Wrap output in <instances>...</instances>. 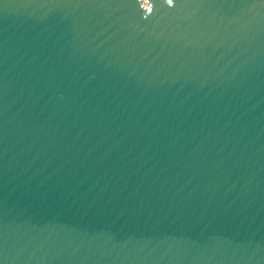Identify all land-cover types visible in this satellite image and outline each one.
I'll list each match as a JSON object with an SVG mask.
<instances>
[{"label": "water", "instance_id": "1", "mask_svg": "<svg viewBox=\"0 0 264 264\" xmlns=\"http://www.w3.org/2000/svg\"><path fill=\"white\" fill-rule=\"evenodd\" d=\"M0 264H264V0H0Z\"/></svg>", "mask_w": 264, "mask_h": 264}, {"label": "snow or ice", "instance_id": "2", "mask_svg": "<svg viewBox=\"0 0 264 264\" xmlns=\"http://www.w3.org/2000/svg\"><path fill=\"white\" fill-rule=\"evenodd\" d=\"M169 2H171V0H169Z\"/></svg>", "mask_w": 264, "mask_h": 264}]
</instances>
